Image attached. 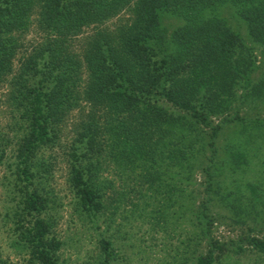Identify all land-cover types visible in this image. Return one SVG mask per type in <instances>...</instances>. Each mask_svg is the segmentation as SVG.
Returning a JSON list of instances; mask_svg holds the SVG:
<instances>
[{"label": "trees", "instance_id": "obj_1", "mask_svg": "<svg viewBox=\"0 0 264 264\" xmlns=\"http://www.w3.org/2000/svg\"><path fill=\"white\" fill-rule=\"evenodd\" d=\"M165 16L177 24L166 28ZM252 42L264 45V0H0V89L20 132L0 133V167L12 177L14 241L25 264H59L49 181L62 162L75 207L92 218L105 207L97 170L117 146L129 163L147 157L146 169L166 154L187 178L200 151L209 180L239 172L247 146L264 144V53L256 64ZM229 124L238 137L224 158L217 140ZM236 187L239 197L227 201L243 204L257 230L247 226L230 243L264 254V186ZM204 192L194 215L206 248L193 264H216L227 243L212 235L215 197ZM101 248L108 264L111 242Z\"/></svg>", "mask_w": 264, "mask_h": 264}, {"label": "rangeland", "instance_id": "obj_2", "mask_svg": "<svg viewBox=\"0 0 264 264\" xmlns=\"http://www.w3.org/2000/svg\"><path fill=\"white\" fill-rule=\"evenodd\" d=\"M229 22L234 29L240 31L247 43L251 42L241 21L229 17ZM175 24V18L164 17L166 28L170 29ZM252 43L255 46L256 64H259L264 45ZM70 120H74L73 117ZM14 121L3 103L0 89L1 135L13 136L20 133L17 128H13ZM237 127L229 124L222 128L217 140L220 145L218 156L228 158L230 149L226 151V148L237 141ZM115 151L116 157L108 156L97 170L105 207L96 218L83 214L75 207V198L67 185L66 164L62 162L53 170L49 182L56 196V205L51 210V215H54L55 222L53 232L62 241L58 252L59 264H102V239L109 240L113 248V256L108 264H193L197 255L206 248V236L194 214L199 210L198 204L205 193V186L211 193L208 189L209 181L212 189H219L220 194H229L224 199L211 193L215 200L210 213L216 214L212 235L227 243L226 251L216 264H264V254L247 247L237 251L234 242L230 243L237 241L247 226H254V230L257 227L250 219V214L243 217L240 213L243 204L236 207L235 202L229 204L227 201L235 196L239 197L241 193L237 194L236 182H261L264 186V144L250 145L244 150L248 158L245 165H249L246 169L244 164L234 174L223 169L213 180H209L202 169V166L207 165L203 156L208 155V152L202 154L200 151V155L191 157L198 158V167L187 178L184 168L180 169L178 162L171 164L170 157H166L164 153L155 158L159 160L157 163L146 169L147 166L144 165L152 163L147 161V157L136 158L129 163L118 146ZM106 152L105 149V154ZM186 162H183L184 166ZM11 179L10 170L1 166L0 257L9 264H25L27 254L14 241L16 233L13 232L12 208L16 199L12 198ZM248 191L246 188L243 192L247 197L252 194ZM188 197L191 198L190 201L187 200ZM242 219H245V224Z\"/></svg>", "mask_w": 264, "mask_h": 264}]
</instances>
